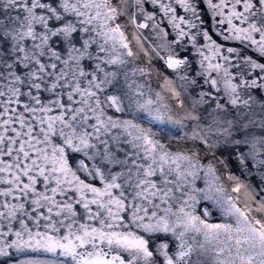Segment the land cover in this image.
Instances as JSON below:
<instances>
[{
    "label": "snow or ice",
    "instance_id": "obj_1",
    "mask_svg": "<svg viewBox=\"0 0 264 264\" xmlns=\"http://www.w3.org/2000/svg\"><path fill=\"white\" fill-rule=\"evenodd\" d=\"M0 264H264V0H0Z\"/></svg>",
    "mask_w": 264,
    "mask_h": 264
}]
</instances>
